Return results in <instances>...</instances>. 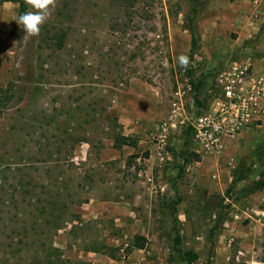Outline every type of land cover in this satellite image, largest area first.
I'll use <instances>...</instances> for the list:
<instances>
[{"label":"rangeland","instance_id":"rangeland-1","mask_svg":"<svg viewBox=\"0 0 264 264\" xmlns=\"http://www.w3.org/2000/svg\"><path fill=\"white\" fill-rule=\"evenodd\" d=\"M4 5L0 264H50L45 253L55 257L54 248L61 259L54 263L96 264L135 233L145 237L146 264H187L175 252L176 236L182 250L197 253L193 264H263L264 226L242 209L263 207L264 190L250 193V183L264 177V120L217 158L196 153L182 128L167 163L146 160L147 134L166 115L177 83L190 82L189 111L203 112L215 73L236 55L222 58L198 44L191 52L189 1L57 0L33 37L15 21L20 4ZM30 10L24 0L23 13ZM138 95H157V103L147 112ZM123 117L139 130L127 132ZM116 135L126 137L120 146ZM237 163L249 172L234 181ZM101 200L123 202L117 215L125 226L87 212Z\"/></svg>","mask_w":264,"mask_h":264},{"label":"built area","instance_id":"built-area-1","mask_svg":"<svg viewBox=\"0 0 264 264\" xmlns=\"http://www.w3.org/2000/svg\"><path fill=\"white\" fill-rule=\"evenodd\" d=\"M212 86L209 90L211 105L198 114L189 111L193 107L194 92L188 80L179 81L172 90L166 115L146 137L148 153L158 162L165 160L173 135L182 128L189 129L196 153L219 155L226 142L262 122L264 64L257 66L249 58L226 63L215 73ZM261 214L264 218V210ZM246 218L251 217L246 214ZM126 246L120 248L117 264H145L144 257L131 259Z\"/></svg>","mask_w":264,"mask_h":264},{"label":"crops","instance_id":"crops-1","mask_svg":"<svg viewBox=\"0 0 264 264\" xmlns=\"http://www.w3.org/2000/svg\"><path fill=\"white\" fill-rule=\"evenodd\" d=\"M197 1L199 3H202V5L200 6V9L198 11L195 20L196 36H197L196 41L198 46L204 52L216 53V54L223 52L221 54L222 58H229L230 53H236V55L233 58L227 60L226 63H229L234 60L249 58L251 61L257 64V66L264 64V0H197ZM10 3L12 4L18 3L19 5V2L17 1L0 0V16H1V12H4V10L6 9L3 8L5 7L4 4H10ZM138 96H140V100H144L141 103H144L142 106L145 108V110H147V112L148 109L153 107L152 105L157 103V97H156L157 95H138ZM120 115L124 116V112L120 113ZM130 116L134 117L141 115L132 114ZM123 118L124 121L122 118L121 120L119 118V120L120 122H125L126 126H124V128L125 130H127V132H133L139 130L138 128H136L138 126V125L136 126V124L138 123H135L134 119L130 120L131 122H133V125L132 126L129 125L128 127L127 125L128 120H126L125 117ZM230 142L231 141L226 142L224 149L227 147V145ZM194 148L196 149L197 147ZM221 154L209 155V156L217 158ZM200 155H204V154H200ZM170 159L171 157L168 156L165 158L163 162H158V160L154 156L148 153V157L146 160L151 162L152 164L153 162L154 164L156 163L161 164L164 162L167 163L166 160H170ZM230 162L232 163V159ZM238 164L239 163H237V166ZM212 177L218 179V173H214ZM146 180L150 183V187L147 188L148 191L147 193H151L152 187L154 186L152 185L155 180L154 176H152V174L150 176L146 175ZM120 203L123 204V202L121 201L111 202L109 200H101L98 201L95 205H90L89 207L90 210H88L87 212L91 214L92 217H96L97 215H100L101 217L102 216L105 217L106 220L107 218L112 219L113 217V219L116 222L115 226L122 227L125 226L122 219L123 216L121 215L118 216L117 213H121V212L123 213L126 210H124L125 209L123 206L124 204L122 205ZM261 205L263 207L257 208L255 205L249 203V205L243 207V212H245L247 215H250L251 218L248 219L249 222L253 225L255 223H260L262 224V226H264L263 224L264 218L261 216L262 215L261 210H264V200L263 201L261 200ZM110 222H112V220L110 221L107 220V223ZM139 224L140 223L137 220H134L133 224L131 225L137 228L141 226ZM120 231H121L120 233L123 234L121 229ZM133 235H131V237L128 238V241H130ZM123 236L126 237L125 234ZM143 247L132 249L131 252L129 253L130 258L135 259L142 257L144 254L143 252H145V249ZM117 260L118 257L117 258L106 257V259L96 264H117ZM93 262L91 261V264H95Z\"/></svg>","mask_w":264,"mask_h":264},{"label":"trees","instance_id":"trees-1","mask_svg":"<svg viewBox=\"0 0 264 264\" xmlns=\"http://www.w3.org/2000/svg\"><path fill=\"white\" fill-rule=\"evenodd\" d=\"M13 1H17L20 4V9H19V11L17 13V16H19L20 14H23V12H24V0H13ZM188 1L190 3V16L188 17L187 25H188V30H189L190 35H191V38H190V40H191L190 41L191 42L190 50L192 52L194 50V48L196 47V44H197L195 20H196V16L198 14V11H199L200 6L202 5V3H199L197 0H188ZM1 90H2V88H0V91ZM194 96H195L196 101L199 103L198 98H197L198 94L195 93ZM185 130L189 134V129L186 128ZM125 138L126 137H124V136L116 135L114 137L115 145L116 146L122 145V142H123V140ZM119 141H121V142L119 143ZM194 155L198 156L197 154H194ZM180 156L182 157V153L181 152H180ZM185 160H186V158H185ZM238 166H239V164H238ZM238 166L233 171L234 174L236 172H238V174H239V175L236 174L237 176L234 178V181H237V180L245 178L247 176V172H249L248 168H244L242 166L238 167ZM250 186H251L250 193L253 192V191H256V190H264V177L259 176V178L257 180H255V181L253 180L250 183ZM144 241H145V237L144 236H142L140 234H135V235L132 236L130 241L127 243V246H126L125 250L128 252V251H131L134 248H141V247L144 246ZM179 244H180V238L178 236H176L175 240H174L175 252H177L179 257L182 260L186 261L187 264H193V262L198 257L197 253L192 251V250H182L180 248ZM103 246L105 247L106 245H103ZM121 247H122V245H118L117 247H115V251L117 253L116 254L112 253L110 256L113 257V258L114 257L117 258L119 256V250H120ZM53 250L56 251L55 257L52 258L50 252L46 251L45 259H47V263H48V261L51 260L50 264H57V263H54L56 261V259L59 258V259H57L58 262L61 260L60 257H59L60 255L57 253V251L59 252V249L54 248ZM91 250L98 251V248L91 247Z\"/></svg>","mask_w":264,"mask_h":264},{"label":"clouds","instance_id":"clouds-1","mask_svg":"<svg viewBox=\"0 0 264 264\" xmlns=\"http://www.w3.org/2000/svg\"><path fill=\"white\" fill-rule=\"evenodd\" d=\"M25 4L31 9L15 18L17 25L24 31V37L38 36L41 26L49 19L51 10L56 7L57 0H25ZM179 64L186 67L188 57L181 55Z\"/></svg>","mask_w":264,"mask_h":264}]
</instances>
